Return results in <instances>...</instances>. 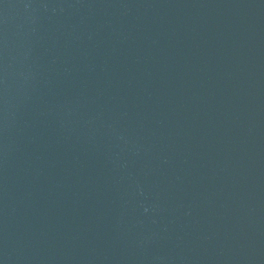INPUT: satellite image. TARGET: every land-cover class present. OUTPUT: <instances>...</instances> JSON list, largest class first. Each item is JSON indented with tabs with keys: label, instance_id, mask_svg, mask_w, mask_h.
<instances>
[{
	"label": "water",
	"instance_id": "95a60500",
	"mask_svg": "<svg viewBox=\"0 0 264 264\" xmlns=\"http://www.w3.org/2000/svg\"><path fill=\"white\" fill-rule=\"evenodd\" d=\"M0 264H264V0H0Z\"/></svg>",
	"mask_w": 264,
	"mask_h": 264
}]
</instances>
